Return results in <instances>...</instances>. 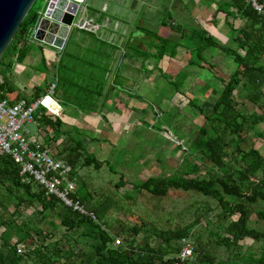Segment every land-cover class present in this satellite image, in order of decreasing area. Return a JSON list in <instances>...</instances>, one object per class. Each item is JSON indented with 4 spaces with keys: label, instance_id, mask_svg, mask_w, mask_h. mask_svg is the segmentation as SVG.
I'll return each mask as SVG.
<instances>
[{
    "label": "trees",
    "instance_id": "1",
    "mask_svg": "<svg viewBox=\"0 0 264 264\" xmlns=\"http://www.w3.org/2000/svg\"><path fill=\"white\" fill-rule=\"evenodd\" d=\"M255 1L261 10L256 9L251 0H204L207 7L215 5L214 14H224V21L230 28L229 39L235 46L218 41L206 27L207 24L196 22L190 11L187 18H181L176 25L162 21L166 26L164 36L151 33L146 42L155 48L154 51L144 49L141 44L145 39L133 36L132 32L124 40H108L99 29L95 32L78 27L71 29L63 48L59 49L52 97L61 106L72 105L83 114L98 115L104 120L102 110L106 100L114 94L112 92L124 91L131 97L136 96L127 88V77L122 74L121 68L126 66L125 58H140L143 61L150 56L155 60L164 55L173 57L181 47L189 54V67L203 68L207 65L211 71L214 64L207 60L205 51L215 47L235 63L227 79L216 76L221 86L208 113L195 99H189V103L198 108L204 120L196 134L184 145L185 150L201 155L213 169L202 177L198 174L199 166L192 162L181 173L177 171L165 177L150 176L141 183L132 184L134 191H144L158 199L166 196L171 188L196 191L204 198L202 203H207L206 210L198 213L203 205H194L195 209L191 212L193 219L156 231L160 241L154 245L147 241L142 245L136 244L135 236L145 225L144 221L131 225L129 234L124 231L123 224L108 229L107 221L97 220L101 217V210L93 203L83 179L77 180V175L79 168L93 167L98 170L104 164H108L109 169L116 173L114 166L89 152L80 137L67 134L61 127L62 117L47 112L40 105L36 126L44 133L43 146L54 158L71 166V175L76 178L73 195L84 203L88 211L94 213L95 218L73 211L54 195L46 194L37 181L20 173L10 155L0 153V226L4 228L0 233V264H264V228L259 230L248 225L252 213L264 223V156L253 141L255 137L264 138V134L256 129L257 124L264 121V0ZM95 13H98L99 22L107 14L110 18H117L115 14L97 9ZM33 14H30L29 9L0 56V99H7L11 103L21 98L31 102L48 94L44 86L46 82L43 86L35 84L33 92L26 95L10 80L14 64L22 63L30 49L38 47L30 39ZM182 14L184 17V12ZM230 17L242 20V26H234ZM207 23L215 25L216 19ZM133 27L146 32L137 23ZM172 30L180 34L176 42L167 37ZM21 32L27 35V39L19 49ZM118 35L121 33L118 32ZM41 61L46 63L44 55ZM143 70L148 71L145 67ZM160 73L167 80V85L176 92L188 76V72L184 71L174 77L162 70ZM243 88L246 93L239 95ZM43 99L44 104L52 107L50 96ZM63 134L67 136L66 139L52 146V142L59 140ZM189 173L195 175H184ZM118 175L114 182L116 188L125 183L123 174ZM127 196L131 197L130 194ZM5 197L12 200L14 207L11 212ZM209 199L219 209L208 218L207 215L213 209ZM34 203L40 205L44 218L56 216L59 225L64 228L60 236L55 235L54 225L46 231L35 227L33 221L20 219L18 207L32 206ZM200 218L216 228L209 229L206 240L196 231ZM219 228H223L225 234H219ZM77 229L80 232L72 237L71 231ZM119 235L123 238L114 245V239ZM183 238L189 241L193 239L194 245L192 243V258L181 261L177 254L182 248ZM245 238L260 245L243 250L240 241ZM31 239L34 243H27ZM212 240L220 248H226V260H218L215 249L209 247ZM20 244H31L33 248L20 252Z\"/></svg>",
    "mask_w": 264,
    "mask_h": 264
},
{
    "label": "rangeland",
    "instance_id": "2",
    "mask_svg": "<svg viewBox=\"0 0 264 264\" xmlns=\"http://www.w3.org/2000/svg\"><path fill=\"white\" fill-rule=\"evenodd\" d=\"M147 1L154 4L142 3V0H139L138 5L131 4L129 13L125 9V11L121 8L116 9L114 5L112 7L116 10L112 11L111 5L106 3L107 9L104 11L110 14L114 12L117 18H110L105 22L106 31L102 30L105 37L108 40L115 38L124 40L132 32L133 36L137 35L145 39L144 43L141 44L144 49L154 51L155 48L146 40L153 33L161 36L166 34V26L162 24V21L176 25L179 20H185L187 13L192 9L189 14H192L196 22L202 24L205 22L210 33L218 41L225 45H236L229 39L230 28L224 21V14L221 12L214 14V4L210 7H200L199 3L185 4V9H181L177 3L174 10L173 5H171L172 1ZM45 2L46 0H35L30 7V14L34 13L33 16L35 14L39 16ZM86 3L87 10L81 8L79 18L89 19V15H94L95 8L101 9L102 6V0H87ZM203 4L206 6L204 1ZM136 7H140L137 15ZM182 12L185 14L184 17H182ZM211 19H216L215 25L207 23ZM230 22L236 27L243 23L242 20L238 18L234 20L231 17ZM134 23L143 26L146 29V35L139 34L140 32L135 33L138 28L133 27ZM73 28L74 26L72 30ZM118 32L121 35H118ZM167 37L170 41L175 42L179 39L180 34L176 30H172ZM205 56L210 63L214 64L211 71L207 65L203 68L189 67L187 65L189 54L184 52L181 47L177 49L173 57L164 55L155 60L150 56L143 61L140 58H125L126 66L121 68L122 74L127 77L125 81V84H128L127 88H130L129 91L136 96L131 97L128 92L124 91L112 92L114 93L113 96H109L102 110L106 120L100 116L84 117L72 105L61 106L59 104V111H61L59 115L63 119L62 129L67 134L71 133L74 137H80L89 152L101 160H108L116 172L111 171L108 164H104L98 170L93 167L78 169L77 180L83 179L86 189L92 195L93 203L101 210V217L99 216L97 220L99 222L107 221L108 229H115L119 224H123L127 234H129L128 228L131 225L144 221L145 225L135 236L138 245H142L145 241L151 245L157 244L160 238L155 234L156 231L174 226L177 222L184 224V222L191 221L193 219L191 212L195 209L194 205L198 207H200L198 203L203 205L197 211L198 213L206 210L207 203H202L204 198L193 190L185 191L171 188L166 196L158 199L144 191L138 192L132 189V184L141 183L150 176L165 177L171 176L177 171L181 173L184 167L192 162L199 166L198 174L202 177L207 176L209 170L213 169L210 162L201 155L188 153L185 150L184 145L188 144L189 138L196 134L204 120L198 108L189 103V99H195V102L200 104L208 113L221 86V82L216 76L227 79L234 69L235 63L222 50L215 47L207 48ZM57 60V54L47 60L46 64L49 71L43 65H40V70L31 71L24 64H20L21 67L18 66L19 74L13 76L12 73V76L26 95L33 92L35 82L32 78L36 79L40 86L46 82L44 86L49 92L52 90V83L56 82L55 66ZM15 64L17 65V63ZM144 67L148 71H144ZM160 70L165 71L171 77L176 76L179 72L182 73V71L188 72V76L180 83L179 91L176 92L167 85V80L162 76ZM239 93V95L246 93V89H240ZM26 128L30 134L36 133L40 138L44 135L34 123L27 124ZM256 129L264 134V121L257 124ZM66 137L63 134L59 140L52 142V146H56ZM253 141L255 147L264 156V138L255 137ZM99 144L101 145L100 149ZM118 173L123 174L125 183L116 188L114 182L119 177ZM184 175L192 177L195 173ZM127 194H130L131 197ZM5 200L11 212L14 207L12 200L7 197ZM208 201L211 202L210 199ZM212 205L213 209L207 215L208 218L219 209L217 204L212 203ZM40 208L38 203H34L32 206L20 205L18 207L19 217L21 220L33 221L32 224L35 227H40L46 231L51 230L54 225L56 227V230H53L55 235L60 236L59 234L64 231V228L59 225V220L55 215L44 218ZM51 222L53 224H50ZM248 225L259 230L264 228V223L257 219L255 213L251 214ZM210 228L216 229L213 225H207L205 220L200 218L196 231L202 234L203 240H206ZM3 229V226H0V233ZM79 232L80 230L77 229L71 231L70 234L72 237H76ZM217 232L222 235L225 234L223 228L217 229ZM117 237L120 241L123 238L122 235ZM190 241L194 245L193 239ZM27 243L33 244L34 241L31 239ZM240 243L244 247L243 250L257 248L260 245L259 242L250 238H245ZM25 245H19L20 252L33 248L31 244ZM209 247L215 249L218 260L220 258L226 260L228 251L225 247L220 248L213 240Z\"/></svg>",
    "mask_w": 264,
    "mask_h": 264
},
{
    "label": "built area",
    "instance_id": "3",
    "mask_svg": "<svg viewBox=\"0 0 264 264\" xmlns=\"http://www.w3.org/2000/svg\"><path fill=\"white\" fill-rule=\"evenodd\" d=\"M251 1L256 9L261 10V6L255 0ZM85 4L86 0H78V15L81 8L86 10ZM74 27L95 32L98 29V24L90 18L78 17ZM51 93H53V87L45 95L52 98V107L44 104L45 96L38 97L31 102L24 98L12 103L7 99H0V153L10 155L18 165L20 173L37 181L43 186L46 194L54 195L63 205L73 211L95 218L94 213L88 211L84 203L73 195L76 178L71 175V166L54 158L43 146V139L37 134H30L26 128L27 124H37L36 114L40 105H43L47 112L53 115L60 114L59 103ZM181 241L182 248L177 257L181 261L191 259L193 255L192 243L185 238ZM120 242V239L116 237L113 244ZM18 251L21 249L18 248Z\"/></svg>",
    "mask_w": 264,
    "mask_h": 264
},
{
    "label": "water",
    "instance_id": "4",
    "mask_svg": "<svg viewBox=\"0 0 264 264\" xmlns=\"http://www.w3.org/2000/svg\"><path fill=\"white\" fill-rule=\"evenodd\" d=\"M35 0H0V56ZM78 0H46L38 16H33L30 39L62 49L65 40L78 20ZM25 36V37H24ZM27 35L20 33L21 44Z\"/></svg>",
    "mask_w": 264,
    "mask_h": 264
},
{
    "label": "crops",
    "instance_id": "5",
    "mask_svg": "<svg viewBox=\"0 0 264 264\" xmlns=\"http://www.w3.org/2000/svg\"><path fill=\"white\" fill-rule=\"evenodd\" d=\"M108 1V2H107ZM170 2L172 1V4L171 5H173V8L175 9V5L178 3L181 7V9H182V6L183 5H188V4H192V3H195V4H198L199 3V5H200V7L202 6V7H207V6H205L204 4H203V1L204 0H182V1H179V0H169ZM86 2H87V0H86ZM202 4H201V3ZM106 3H109L108 5H111V10L112 11H115L116 9H119V8H121V9H125L128 13L130 12L129 10H131V4H136V5H138L139 4V0H102V6H101V9H99V8H95V9H97V10H101V11H103V12H106V11H104V9H107L106 8ZM142 3H148V4H154V3H150V2H148L147 0H142ZM87 4V3H86ZM85 4V5H86ZM115 6L116 7V9L114 10V8L112 7V6ZM191 7V6H190ZM133 9V8H132ZM139 9H140V7H136V15H137V12L139 11ZM110 10V11H111ZM124 10V11H125ZM192 11V9H190V12ZM134 12V11H133ZM141 12V11H140ZM111 14H114V12H112ZM182 14V13H181ZM97 15H98V13H95V15H89L88 17L90 18V19H92V21L94 22V23H96V24H98V29L99 30H101V32H102V30L103 31H106V29H105V27H106V24H105V22L107 21V20H109L110 19V15L109 14H107L106 15V17L101 21V22H99L98 20H97ZM129 19H130V17H128ZM139 24V23H138ZM243 24V23H242ZM99 25H100V27H99ZM140 26V25H139ZM240 26H242V25H239V26H237V27H240ZM140 27H143V26H140ZM105 29V30H104ZM70 32H71V30H70ZM69 32V33H70ZM139 33V34H145L141 29H136V31H135V33ZM146 35V34H145ZM68 36H69V34H68ZM68 36H67V38H68ZM67 38H66V40H67ZM66 40H65V42H66ZM176 42V41H175ZM34 44L35 45H37L38 47H33V48H31L30 49V51L27 53V55L25 56V58H24V60H23V62L22 63H17V65L16 64H14V67H13V69H12V72H11V76H10V80L16 85V86H18L19 88H22V87H20V85H18V82H16L15 80H14V78H13V76L15 75V74H19V67H21V65L20 64H24L25 66H26V68L28 69V70H31V71H38V70H40V65H43V66H46V69L48 70V66H47V64L45 63V64H43L42 63V61H41V57H42V55H44L45 56V58H46V62H47V60L48 59H50L52 56H54L55 54H57V56H58V53H59V49H57V48H55V47H53V46H51V45H47V44H44V43H39V42H34ZM19 66V67H18ZM22 67H23V65H22ZM39 67V68H38ZM38 69V70H37ZM49 71V70H48ZM12 73H13V76H12ZM33 74V73H32ZM47 74V73H46ZM16 76V75H15ZM36 78V77H35ZM32 80H33V82H35L34 84H36V85H39V82L38 81H36V79H34V78H32ZM31 80V81H32ZM43 80V79H42ZM44 81V80H43ZM47 81V80H46ZM112 96H113V94H112ZM80 113V115H83L84 117H95V116H93V115H89V114H83V113H81V112H79ZM97 117H99L98 115H97ZM34 134H36V133H34ZM33 134V135H34ZM108 141V140H107ZM107 141H105V142H107ZM100 144H99V149H100ZM97 153H99V152H97Z\"/></svg>",
    "mask_w": 264,
    "mask_h": 264
}]
</instances>
